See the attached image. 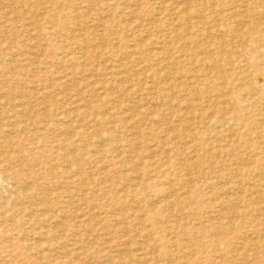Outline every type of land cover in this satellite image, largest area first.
I'll return each mask as SVG.
<instances>
[{"label":"rangeland","instance_id":"obj_1","mask_svg":"<svg viewBox=\"0 0 264 264\" xmlns=\"http://www.w3.org/2000/svg\"><path fill=\"white\" fill-rule=\"evenodd\" d=\"M263 68L264 0H0V264H264Z\"/></svg>","mask_w":264,"mask_h":264},{"label":"bare ground","instance_id":"obj_2","mask_svg":"<svg viewBox=\"0 0 264 264\" xmlns=\"http://www.w3.org/2000/svg\"><path fill=\"white\" fill-rule=\"evenodd\" d=\"M254 31H255V30H254ZM256 47H257V46H256ZM253 53H254V52H253ZM259 58H260V57H259ZM248 60H249V59H248ZM246 61H247V59H246ZM242 62H243V61H242ZM252 62H253V61H251V64L255 63V62H253V63H252ZM262 62H263V61H262ZM245 63H246V62H245ZM249 63H250V62H249ZM251 66H252V65H251ZM252 67H254V64H253ZM257 67H258V66H257ZM210 68H211V67H210ZM249 68H251V67H249ZM263 69H264V68H263ZM253 71H254V70H253ZM253 71H252V72H253ZM261 73H262V72H261ZM261 73H260V74H261ZM252 75H253V74H252ZM261 75H262V74H261ZM262 76H263V75H262ZM163 79H164V78H163ZM252 82H253V81H252ZM240 85H242V83L239 84V86H240ZM250 85H251V84H250ZM199 86H200V85H199ZM237 86H238V85H237ZM233 89H234V88H233ZM235 89H236V88H235ZM241 90H242V89H241ZM244 91H245V90H244ZM244 91H243V92H244ZM200 92H201V91H200ZM200 92H198V93H200ZM237 92H238V91H237ZM1 93H2V92H1ZM195 94H197V93H195ZM236 94H238V93H236ZM240 94H241V92H240ZM240 94H239L238 96H240ZM256 94H257V93H256ZM8 97H9V96H8ZM13 97H15V96H13ZM17 97H18V96H17ZM40 100H41V99H40ZM196 100H197V99H196ZM210 106H211V105H210ZM223 108H224V107H223ZM219 113H220V112H219ZM212 114H213V113H212ZM154 117H155V116H154ZM12 120H13V119H12ZM213 120H214V119H213ZM27 122H28V121H27ZM6 124H7V123H6ZM40 125H41V124H40ZM215 126H216V125H215ZM9 129H10V128H9ZM9 129H8V131H9ZM199 129H200V128H199ZM196 132H198V131H196ZM4 134H5V133H4ZM6 134H7V132H6ZM249 136H250V135H249ZM117 148H118V147H117ZM199 161H200V160H199ZM226 168H227V167H226ZM234 174H235V173H234ZM3 178H4V177H3ZM6 179H7V178H6ZM2 180H3V179H2ZM4 180H5V179H4ZM4 180H3V181H4ZM5 181H6V180H5ZM0 182H1V181H0ZM6 197H7V196H6ZM8 197H9V196H8ZM54 199H55V198H54ZM32 210H33V209H32ZM28 221H29V220H28ZM39 230H40V229H39Z\"/></svg>","mask_w":264,"mask_h":264}]
</instances>
